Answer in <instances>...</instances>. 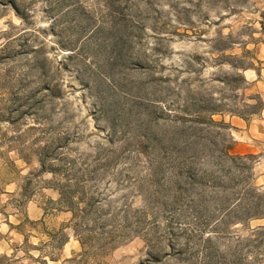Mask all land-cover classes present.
Masks as SVG:
<instances>
[{
	"label": "rangeland",
	"instance_id": "rangeland-1",
	"mask_svg": "<svg viewBox=\"0 0 264 264\" xmlns=\"http://www.w3.org/2000/svg\"><path fill=\"white\" fill-rule=\"evenodd\" d=\"M0 264H264V0H0Z\"/></svg>",
	"mask_w": 264,
	"mask_h": 264
}]
</instances>
